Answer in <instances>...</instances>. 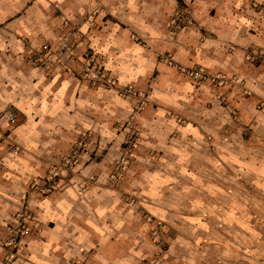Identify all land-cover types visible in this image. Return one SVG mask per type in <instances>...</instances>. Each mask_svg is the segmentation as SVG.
Returning <instances> with one entry per match:
<instances>
[{"label":"clouds","instance_id":"obj_1","mask_svg":"<svg viewBox=\"0 0 264 264\" xmlns=\"http://www.w3.org/2000/svg\"><path fill=\"white\" fill-rule=\"evenodd\" d=\"M0 264H264V0H0Z\"/></svg>","mask_w":264,"mask_h":264}]
</instances>
